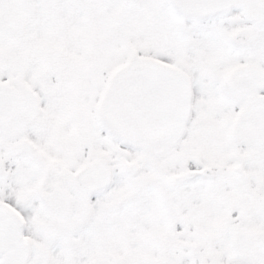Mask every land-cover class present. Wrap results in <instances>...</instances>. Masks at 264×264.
<instances>
[{
	"label": "snow or ice",
	"instance_id": "6c2138e0",
	"mask_svg": "<svg viewBox=\"0 0 264 264\" xmlns=\"http://www.w3.org/2000/svg\"><path fill=\"white\" fill-rule=\"evenodd\" d=\"M0 264H264V0H0Z\"/></svg>",
	"mask_w": 264,
	"mask_h": 264
}]
</instances>
